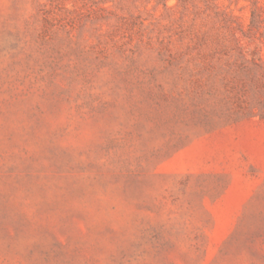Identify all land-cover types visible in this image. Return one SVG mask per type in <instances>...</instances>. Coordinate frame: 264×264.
<instances>
[{"label": "rangeland", "instance_id": "obj_1", "mask_svg": "<svg viewBox=\"0 0 264 264\" xmlns=\"http://www.w3.org/2000/svg\"><path fill=\"white\" fill-rule=\"evenodd\" d=\"M0 264H264V0H0Z\"/></svg>", "mask_w": 264, "mask_h": 264}]
</instances>
